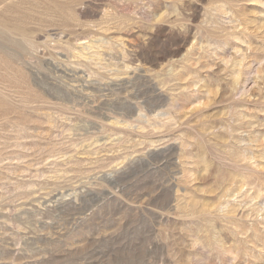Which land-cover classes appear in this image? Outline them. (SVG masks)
Returning a JSON list of instances; mask_svg holds the SVG:
<instances>
[{
    "label": "rangeland",
    "instance_id": "rangeland-1",
    "mask_svg": "<svg viewBox=\"0 0 264 264\" xmlns=\"http://www.w3.org/2000/svg\"><path fill=\"white\" fill-rule=\"evenodd\" d=\"M0 264H264V0H0Z\"/></svg>",
    "mask_w": 264,
    "mask_h": 264
}]
</instances>
